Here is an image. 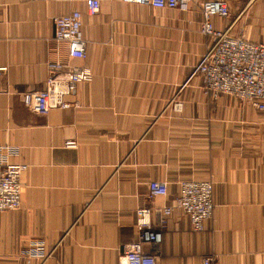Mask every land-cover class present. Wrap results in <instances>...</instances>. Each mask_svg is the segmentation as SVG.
Instances as JSON below:
<instances>
[{
	"label": "crops",
	"instance_id": "1",
	"mask_svg": "<svg viewBox=\"0 0 264 264\" xmlns=\"http://www.w3.org/2000/svg\"><path fill=\"white\" fill-rule=\"evenodd\" d=\"M99 1L89 15L85 0H0V147L27 167L20 208L0 212V264H117L120 245L139 237L138 209L173 206L181 182L208 180L213 219L197 233L175 210L160 264H202L205 255L264 264V111L205 93L196 69L213 40L196 6ZM208 1L230 11L212 18L216 29L264 44V0ZM72 11L82 17V61L54 40L53 19ZM54 61L85 66L92 79L67 97L71 108L40 116L22 97L42 88ZM152 181L167 183L168 195L151 197ZM34 241L51 253L46 261L27 256Z\"/></svg>",
	"mask_w": 264,
	"mask_h": 264
},
{
	"label": "built area",
	"instance_id": "2",
	"mask_svg": "<svg viewBox=\"0 0 264 264\" xmlns=\"http://www.w3.org/2000/svg\"><path fill=\"white\" fill-rule=\"evenodd\" d=\"M126 4L149 6L156 9H171L188 12L196 6L203 15L200 32L211 38L213 44L203 56L196 69L203 77L206 94L217 99L223 95L237 97L255 109L264 111V44L249 42L244 36L233 37L230 28L224 31L215 28L212 18L220 16L228 19L230 11L226 3L208 0H122ZM87 13L95 15L100 9L99 0H85ZM54 40L66 42L69 57L82 61L85 59V42L81 33L82 17L79 11L55 17ZM48 76L39 91L27 92L22 100L26 108L34 114L46 116L51 110H65L73 105L66 99L74 95L80 83L90 82L91 71L85 66H71L62 61L46 64ZM169 106L177 113L182 112L183 103L174 99ZM77 143L66 141L64 147L75 149ZM11 150L0 147V212L16 211L21 206L23 183L22 175L27 167L12 164L6 159ZM151 197L168 195V184L152 181L149 184ZM214 182L183 181L180 194L173 206L162 209L140 208L136 212L139 237L124 241L120 245L117 264H160L162 261V235L168 219L175 210L182 211L190 219L192 230L200 233L211 221L215 212ZM158 219L154 224L152 214ZM147 247H150L147 249ZM30 258L46 261L51 253L45 251L42 241L31 243L26 252ZM202 264H215L213 255H205Z\"/></svg>",
	"mask_w": 264,
	"mask_h": 264
}]
</instances>
